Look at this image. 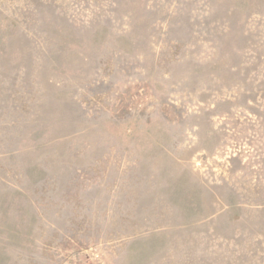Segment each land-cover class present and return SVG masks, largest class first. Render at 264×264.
<instances>
[{
	"label": "rangeland",
	"instance_id": "374dc122",
	"mask_svg": "<svg viewBox=\"0 0 264 264\" xmlns=\"http://www.w3.org/2000/svg\"><path fill=\"white\" fill-rule=\"evenodd\" d=\"M0 264H264V0H0Z\"/></svg>",
	"mask_w": 264,
	"mask_h": 264
}]
</instances>
